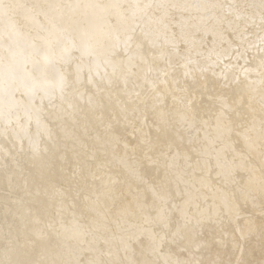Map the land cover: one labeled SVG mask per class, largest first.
I'll use <instances>...</instances> for the list:
<instances>
[{
    "label": "snow or ice",
    "instance_id": "snow-or-ice-1",
    "mask_svg": "<svg viewBox=\"0 0 264 264\" xmlns=\"http://www.w3.org/2000/svg\"><path fill=\"white\" fill-rule=\"evenodd\" d=\"M193 10L197 13L193 19L198 21L193 30L185 34L181 27L179 38L174 32L169 37L172 13ZM252 29L259 30L260 103L264 113V0L243 4L0 0V136L8 138L11 131L15 139L28 140L38 155L39 146L29 133L32 122H36L39 130L42 115L47 112L56 121L70 118L76 123L84 112L85 93L90 90L87 106L93 116L100 110L97 119L103 120V111L109 109L117 123L123 120L135 127L140 122L141 132L144 127L154 130V136L151 132L143 134L133 152L139 149L142 153L141 166L147 162L158 173L163 170L162 176L157 175L156 183L146 186L133 199L117 197L112 187L115 181L105 183L101 175L107 166L102 159L107 155V142L98 136V148L89 149L81 144L83 151L78 154V169L73 177L79 175L84 187L76 191L73 204L82 198L86 211L79 219L61 218L62 230L56 231L54 244L39 230L29 238L33 247L51 246L54 252L51 259L37 262L2 258L0 264H161L160 259L154 258L161 256L163 264H225L199 258L206 244L197 229L202 230L211 222L213 214L202 210L190 194L186 193L189 195L186 208L180 210L183 223H178L175 231L170 227L171 212L178 207L171 200L170 185L175 182L179 192V183L183 180V174L175 170L176 157L172 150L183 144L181 129L189 136L195 131L197 135L190 145L196 167L210 171L214 160L216 168L221 170L218 175H234L237 156L241 160L244 157L232 147L233 137L239 138L248 151L255 149V128L244 123L245 109L254 110L253 97L248 91L247 105L243 94L232 105L218 97L215 121L198 122L195 93L180 86V70L185 81L195 82L197 73L200 79L206 80L205 73L211 70L213 76L225 80L232 74L239 83L241 74L236 73L237 66L224 61L231 60L234 51L237 59L246 57L253 47ZM200 32L211 35L214 47L217 43L227 45L209 67L192 58L193 52L202 55L197 49ZM215 67H220L219 73ZM242 74L248 80L246 69ZM177 92L184 94L178 96ZM18 95L22 98L18 99ZM112 131L109 123L106 133L112 135ZM38 134L53 141V148L59 149V138H53L51 128L44 127L42 134L39 131ZM259 134L264 157V117ZM114 140L119 144V138ZM124 147L127 149L128 145ZM170 157L173 163H169ZM186 159L190 161L192 157ZM120 164L139 179L136 168L126 159H121ZM240 167L245 165L242 163ZM88 176L92 177L91 184ZM255 182V170L249 169V184ZM259 188L264 193V167L260 169ZM193 206L195 212L190 211ZM238 230L241 239H245V230ZM252 231L249 225L248 234ZM261 237L264 239V229ZM168 244H176L189 258L173 259L165 252ZM134 246H139L138 251ZM236 264L253 262L238 260Z\"/></svg>",
    "mask_w": 264,
    "mask_h": 264
},
{
    "label": "bare ground",
    "instance_id": "bare-ground-1",
    "mask_svg": "<svg viewBox=\"0 0 264 264\" xmlns=\"http://www.w3.org/2000/svg\"><path fill=\"white\" fill-rule=\"evenodd\" d=\"M93 2L110 3L113 0H93ZM126 3H198L210 2L216 4L230 3H251L253 0H121ZM258 2V0H256ZM161 15L160 13L156 14ZM197 13L175 11L172 13L174 19L169 22L168 36L172 33L179 38L182 35L181 27L184 33L193 30V25L198 23L194 20ZM153 27H157L153 25ZM162 31V29H161ZM253 35L251 41L253 47L247 52L245 58L237 59V54L233 52L231 60H225L224 63L236 65V73L241 74L240 82L237 83L235 76L230 74L227 80L213 76L212 71L205 73L206 80L199 78L193 82L191 79L184 80L181 71V87H186L190 92L195 93V108L197 120L215 121L216 113L219 110L218 97L223 98L229 105L234 100H239L241 94L245 96V105L248 102L247 92L250 91L253 97V111L248 112L244 123L249 127H254L253 142L255 149L248 151L239 138L233 137L232 147L236 153H243L244 159L237 156V167L234 175H218L220 169L216 168L215 161L212 162V168L201 170L196 167L195 153L191 151L190 141L197 135L195 131L188 135L181 129L183 144L173 148V156L176 157L175 170L183 174V180L179 183V192L177 184L173 182L170 185L171 200L178 206L171 212V229L175 231L177 224H182L181 209H185V201L191 198L200 205L202 210L213 214L211 222L204 225L203 229H197L202 242L206 244L200 251L199 258L204 261H224L227 264H236L238 260L251 261L253 264H262L264 262V239L261 237V231L264 229V193L259 188L260 169L264 167V157L261 155L260 134L261 120L264 113L261 112L260 103V76L259 65L261 53L259 51L258 29L251 30ZM197 49L202 55L192 53V58L199 61L204 67H209L217 60V55L222 53L223 48L217 43L214 47L211 35L203 32L197 33ZM203 42V46H200ZM163 45V38L160 40ZM147 47V45H146ZM183 43L181 48H183ZM247 47V46H246ZM243 51V50H242ZM161 66H165L161 64ZM245 69L247 70L248 80L244 79ZM217 73L220 67H215ZM252 81L249 84L248 81ZM207 85V90H205ZM90 90L85 93L84 112L77 117V122L69 119L56 121L50 117L47 112L42 115L41 128L38 130L36 122L33 121L29 133L32 140L38 144L39 153L34 154L28 140L22 142L15 139L9 132L8 138L0 136V259L11 258L29 261H41L51 259L54 252L51 246L37 245L33 247L29 243V238L35 231L46 233L52 243L57 240L56 231L61 229V218L66 221L74 217L79 219L81 213L85 212L83 199L77 200L75 204L76 191L84 187V180L77 175L73 177V172L78 169V154L82 153L81 144L87 145L89 149L99 147L97 137L109 145L107 155L102 157L107 166L103 168L101 175L105 183L115 181L112 187L117 197L127 196L129 200L134 195L142 192L146 186L156 183V177L163 175V170L158 173L157 169L147 162L141 166L139 163L142 153L139 149L133 152L140 144L144 133L151 132L154 136V130L148 127L140 131L142 124L137 122L135 127L121 120L119 123L112 118V110L103 111V120L97 119L100 110L97 109L96 116H93L87 106V96ZM203 93V94H201ZM178 96L182 92L176 93ZM18 99H21L18 95ZM169 104L172 103L169 98ZM143 117H140L142 121ZM113 126L112 135L106 133L108 124ZM44 127L51 128L53 138H59V149L53 148V141L42 137ZM202 135V133H201ZM119 138V144L114 140ZM128 148L125 149L124 145ZM45 148L48 149L47 153ZM167 151V149H165ZM177 151L179 155L177 156ZM55 153V155H54ZM231 152L229 159H231ZM187 156H191L189 161ZM83 156H80L82 159ZM121 159H126L128 164L136 168L137 175H130L126 168L120 164ZM169 163H173L169 158ZM245 167L241 168L240 165ZM189 164L192 167H189ZM249 169L255 170V184H249ZM93 171H96L93 168ZM88 183H92V177L88 176ZM96 183L99 185L100 181ZM187 193V194H186ZM63 194V195H61ZM151 201V193L148 194ZM171 208V204H169ZM228 209H231L229 211ZM195 212L193 206L190 209ZM218 213V214H217ZM53 227L50 228L49 226ZM251 225L253 231L248 234L247 228ZM238 229L245 230V239H241V233ZM160 231V229H157ZM147 243V241H145ZM137 247V251L139 246ZM7 251V257L5 252ZM165 252L173 259H188L187 252L181 251L176 244H168ZM160 259L163 264L164 257H154Z\"/></svg>",
    "mask_w": 264,
    "mask_h": 264
}]
</instances>
